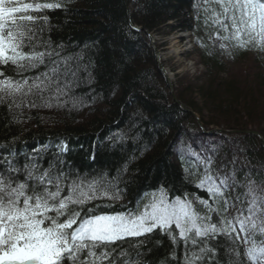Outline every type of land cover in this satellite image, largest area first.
Returning <instances> with one entry per match:
<instances>
[{"label":"trees","instance_id":"16d2710c","mask_svg":"<svg viewBox=\"0 0 264 264\" xmlns=\"http://www.w3.org/2000/svg\"><path fill=\"white\" fill-rule=\"evenodd\" d=\"M57 1L60 0H26ZM198 1L131 0L132 13L127 17L122 0H65L60 1V8L39 13L41 18L47 17L42 24L43 39L50 41L54 49L64 51L63 56L76 60L77 63L70 62L76 71L75 83L68 96L59 102L50 101L54 105L45 108L44 119L37 109L47 102L48 93L43 98L27 97L37 107H30L27 102L21 107L0 104V160L11 156L22 167L26 162L19 154V141L37 133L63 135L73 145L66 157L72 169H96L104 174L108 171L111 180L110 175L120 172L122 166L127 167L125 175L118 173L115 183L123 190L122 203L129 208V203H135L126 198L132 200L135 195L128 196L126 188L134 190V194L141 188L143 193H151L163 187L170 199L183 197L185 193L192 200L197 195L207 199L205 189L195 187L194 191L188 181L196 182V186L205 174L208 160H211L209 174L217 182L222 177L229 178V203L236 201L246 210L247 199H251L247 195L250 186L264 197V143L254 134L241 133L255 130L264 138V49L233 47L226 41L229 51L221 49L212 37L218 29L211 22L205 24L203 6L195 10ZM169 20L173 26L166 23ZM129 21L142 31H134ZM164 28L190 30L203 67L193 79H178L174 91L179 103L170 99L167 81L156 68L154 51L144 33L157 35ZM218 34L224 35L222 31ZM7 74L20 78L11 67ZM87 89L94 90L99 102L103 100L109 106L101 117L88 114L72 117L62 111L65 107L59 106L62 102L69 105L84 99L92 112L98 102L88 98ZM190 111L202 115L200 121L206 129L209 125L218 128L222 125L228 131L239 132L206 135ZM143 114L149 115V120L143 121L140 118ZM113 131H119L123 140L110 133ZM107 135L109 141L105 140ZM208 139L213 140L205 142ZM114 142L117 146L112 150ZM212 142L216 144L215 152L211 151ZM76 146L81 149L74 150ZM192 153L197 155L190 158ZM126 241L140 247L123 260L117 259L121 264H184L186 249L189 255L199 250L182 240L173 243L163 232ZM243 245L238 249L239 256L230 251L232 243L224 236H218L210 246L216 248L219 264H229L230 259L254 264L247 258ZM205 264H211V260H205Z\"/></svg>","mask_w":264,"mask_h":264},{"label":"snow or ice","instance_id":"6c2138e0","mask_svg":"<svg viewBox=\"0 0 264 264\" xmlns=\"http://www.w3.org/2000/svg\"><path fill=\"white\" fill-rule=\"evenodd\" d=\"M60 7L0 0V104L21 107L27 102L37 107L27 97L43 98L48 93L42 106L51 107V100L59 102L73 88V57L61 56L41 35L47 17L38 14ZM203 11L205 24L211 22L218 33H224L219 39L233 47L264 49V0H203ZM220 47L226 50L227 44ZM10 67L19 79L7 74ZM45 148L35 149L22 167L11 157L0 160V264H121L115 256L119 242L155 232L165 233L173 243L182 240L198 247L190 255L186 249L184 264H205V260L219 264L216 248L210 246L218 236L231 241L230 251L237 256L240 244H250L247 258L264 260V246L255 239L257 234L264 236V197L250 186L247 209L229 216V178L217 182L209 174L211 160L196 184L206 190L207 199L197 195L192 200L188 193L170 199L161 187L144 193L135 208L120 204L127 210L116 211L112 206L123 196L115 183L118 176L109 180L107 173L91 179L74 174L65 170L59 156L45 168L41 163ZM229 264L242 262L230 259Z\"/></svg>","mask_w":264,"mask_h":264},{"label":"rangeland","instance_id":"374dc122","mask_svg":"<svg viewBox=\"0 0 264 264\" xmlns=\"http://www.w3.org/2000/svg\"><path fill=\"white\" fill-rule=\"evenodd\" d=\"M217 34H213V37H215ZM187 38L180 32L175 31H169L168 29L164 28L158 33V36L153 41L154 48L156 46V50L158 51L159 58L161 60V65L163 69L166 70L165 77H169L171 80V88L167 90L168 94L170 95V99L172 100V93L175 94V83L178 82V79L180 77H186L189 79H193L194 75H197V73H200L202 71V67H200L196 61L197 57L195 54H192V47L191 43L187 41ZM228 46V43H227ZM237 69V66L235 67ZM181 78V79H182ZM170 92V93H169ZM49 95V94H48ZM109 97V96H108ZM107 97V98H108ZM113 98V97H112ZM54 102H52L53 104ZM64 102H62L63 104ZM54 105V104H53ZM57 105V104H56ZM64 108H61L62 111L65 113L67 112L70 116H85L88 114V117L94 116H102L104 113V110L107 109L109 106H106L105 103L99 102L95 104L94 109H92V112L87 111L89 108V105L83 100L79 99V102L73 101L70 102L69 105L64 104ZM44 108H52L46 107ZM26 109H30L29 107ZM36 109V108H35ZM38 113H41V109ZM22 112L25 113V110L23 109ZM49 113V112H48ZM53 115V114H52ZM52 117V116H51ZM68 118V116H66ZM201 123V122H200ZM222 130L226 131L225 128H222V125L220 126ZM104 173L103 171H101ZM101 173V175H103ZM224 257H221V260H223Z\"/></svg>","mask_w":264,"mask_h":264},{"label":"bare ground","instance_id":"6f19581e","mask_svg":"<svg viewBox=\"0 0 264 264\" xmlns=\"http://www.w3.org/2000/svg\"><path fill=\"white\" fill-rule=\"evenodd\" d=\"M62 3L65 1V0H60ZM60 1H57V2H55V3H59L60 4ZM67 1V0H66ZM69 1V0H68ZM122 2H123V4L126 6V12H127V17H130V15H131V8H132V5H131V0H122ZM129 24H130V26L132 27V29H134V31H142L141 30V28L137 25V24H133V23H131L130 21H129ZM40 50H44V49H40ZM68 52H69V50H68ZM68 52H66V53H68ZM74 52V53H73ZM70 53H72V54H78L77 53V51H71L70 50ZM63 54H64V51H62V53H61V55L63 56ZM74 55H72V56H74ZM74 63H77L76 62V60L73 58V60H72ZM43 71V70H42ZM86 92H88L87 93V95H88V98L89 99H94V101L95 102H98L99 100H98V98H97V95L95 94V91L94 90H92V89H87L86 90ZM84 100V99H83ZM46 103V102H45ZM40 109L42 110L41 111V115L43 116V119L45 118L44 117V114H45V108L44 107H40ZM196 113V117H197V119H200V117L202 116L201 114H199V113H197V112H195ZM140 118L143 120V121H146V120H149V115H146V114H143V115H141L140 116ZM211 133L212 135H214L216 132H217V127L216 126H214V125H210L209 126V130L208 131H204V133ZM43 133H37L36 134V136H34L35 137V139H36V141H35V145H34V150L35 149H38L39 148V143H40V140H42V138H45V136L46 135H42ZM215 137V136H214ZM80 139H83L82 137H80ZM214 139V138H213ZM213 139H208V140H205V142H208L209 140H213ZM84 140V139H83ZM85 141V140H84ZM84 141H81V143H80V145H82V148H84L85 147V145L83 144V142ZM114 145H113V148H111L112 150H115V147L117 146V144H116V142H114L113 143ZM213 146H212V148H211V151H214L215 152V149H214V147H216V144H215V142H212L211 143ZM80 150L81 149V147L80 146H76L75 147V149L74 150ZM46 157V156H45ZM47 158V157H46ZM46 159H43V162L44 163H46ZM107 164V163H106ZM83 167H85V166H83ZM120 168V167H119ZM118 168V169H119ZM87 169V168H86ZM86 169H75V167L73 168V172H74V174H77V175H79L81 172H83V171H85ZM111 172H115V171H111ZM121 173H122V175L124 174L125 175V172H126V170H125V166H122L121 167V171H120ZM120 172L119 171H117V174H112V175H110V176H112V177H119L120 175H118V173L120 174ZM107 174H108V171H107ZM101 175V174H100ZM188 183H190V185L192 186V188H193V190L194 191H196V186H194V184L196 183V182H190V181H188ZM196 187V188H195ZM144 188H141V189H139L138 190V192L137 193H134L133 194V192H134V190H130L129 188H126V193H127V195L128 196H131V195H135L134 197H133V199L131 200V197L129 198V201H131L132 203H136V201H137V199H139L144 193V190H143ZM198 189V188H197ZM128 201V200H127ZM160 243L159 242H157V243H155V245H159ZM139 247L140 246H138L136 243L133 245V246H126V245H120L119 247H118V249H117V251H116V258L117 259H119V260H123V258H124V256L125 255H130L131 254V252L132 251H134V250H139ZM121 252H123V253H125V255H123V256H121L120 255V253Z\"/></svg>","mask_w":264,"mask_h":264},{"label":"water","instance_id":"95a60500","mask_svg":"<svg viewBox=\"0 0 264 264\" xmlns=\"http://www.w3.org/2000/svg\"><path fill=\"white\" fill-rule=\"evenodd\" d=\"M249 133H251V134H256V135H258L259 136V133H256L255 131H253V132H249Z\"/></svg>","mask_w":264,"mask_h":264}]
</instances>
